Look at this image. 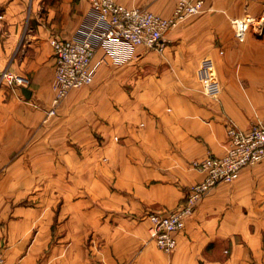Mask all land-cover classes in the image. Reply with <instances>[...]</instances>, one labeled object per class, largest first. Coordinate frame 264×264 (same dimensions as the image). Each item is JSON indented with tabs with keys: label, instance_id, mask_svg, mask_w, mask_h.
<instances>
[{
	"label": "crops",
	"instance_id": "0c3cea01",
	"mask_svg": "<svg viewBox=\"0 0 264 264\" xmlns=\"http://www.w3.org/2000/svg\"><path fill=\"white\" fill-rule=\"evenodd\" d=\"M117 1L167 17L177 2ZM0 14V68L20 80L0 85L6 264H264V160L205 196L170 251L147 217L204 178L193 162L226 152L229 122L264 123V0H204L163 52L107 56L57 106L50 38L87 35L90 0H0ZM242 17L254 18L244 41L232 26Z\"/></svg>",
	"mask_w": 264,
	"mask_h": 264
},
{
	"label": "built area",
	"instance_id": "2783aa9c",
	"mask_svg": "<svg viewBox=\"0 0 264 264\" xmlns=\"http://www.w3.org/2000/svg\"><path fill=\"white\" fill-rule=\"evenodd\" d=\"M96 22L90 32L82 37L50 38L56 67L53 80V105L57 106L75 88L92 84L99 68L111 56L115 63L129 60L136 49L163 52L165 34L179 22L185 21L204 9V0H177L172 16H163L149 8L126 6L117 0H90ZM2 15L0 14V23ZM252 17L233 18L235 37L244 41ZM100 46L105 54L97 58ZM18 76L7 68H0V85L16 86ZM54 112L51 110L50 113ZM228 145L224 154L209 153L194 166L205 173L202 180L190 185L180 204L168 211H154L147 217L152 222L151 237L164 251L177 244L178 234L186 226L200 201L218 184L233 182L241 170L264 160V123L252 124L242 129L233 122L227 125ZM0 264H6L0 258Z\"/></svg>",
	"mask_w": 264,
	"mask_h": 264
},
{
	"label": "water",
	"instance_id": "95a60500",
	"mask_svg": "<svg viewBox=\"0 0 264 264\" xmlns=\"http://www.w3.org/2000/svg\"><path fill=\"white\" fill-rule=\"evenodd\" d=\"M23 92L26 96H30V90L26 87H23Z\"/></svg>",
	"mask_w": 264,
	"mask_h": 264
},
{
	"label": "rangeland",
	"instance_id": "374dc122",
	"mask_svg": "<svg viewBox=\"0 0 264 264\" xmlns=\"http://www.w3.org/2000/svg\"><path fill=\"white\" fill-rule=\"evenodd\" d=\"M93 84V83H92ZM92 84H89V85H92ZM85 86H88V85H85Z\"/></svg>",
	"mask_w": 264,
	"mask_h": 264
}]
</instances>
